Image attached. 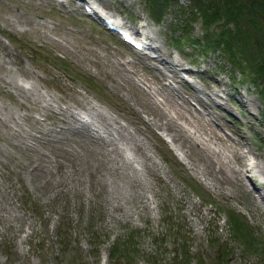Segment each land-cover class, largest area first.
Masks as SVG:
<instances>
[{
  "label": "rangeland",
  "instance_id": "obj_1",
  "mask_svg": "<svg viewBox=\"0 0 264 264\" xmlns=\"http://www.w3.org/2000/svg\"><path fill=\"white\" fill-rule=\"evenodd\" d=\"M94 1L127 25L145 24L156 49L190 67L200 98L78 0H0V264H101L102 252L104 264H218L223 245L224 264H264L227 216L241 218L264 252L257 89L225 53L198 49L201 21L182 13L187 0L159 19L147 0ZM248 1L240 24L258 38L264 13Z\"/></svg>",
  "mask_w": 264,
  "mask_h": 264
},
{
  "label": "trees",
  "instance_id": "obj_2",
  "mask_svg": "<svg viewBox=\"0 0 264 264\" xmlns=\"http://www.w3.org/2000/svg\"><path fill=\"white\" fill-rule=\"evenodd\" d=\"M171 1L175 2L180 12L181 6L177 0H147L151 15L159 19L165 13L167 7L172 4ZM187 1L188 4L181 10L182 13H186L185 15L189 16L190 21L197 19L201 21L202 35L197 39L201 45L198 42H194L198 45V49H217L225 53L229 61L238 66L237 70L240 71L242 79L250 80L253 86H255L260 95L261 102L264 105V32L263 36L256 38L254 37V32L251 35L250 31L248 33L245 30L247 28L242 27L240 24L242 16H245L246 24L249 22V18L244 15L245 11L250 8L249 1L220 0L217 2L219 4L218 6L215 5V1L212 2L209 0ZM256 3L257 7L264 13V0H256ZM230 25H233V28ZM248 30L250 29L248 28ZM255 35H257V32H255ZM186 36L189 37V34H186ZM252 38L257 40V46H255L257 49L253 47V41L255 40ZM227 216L230 223V230L235 231L237 236L243 233L245 235V243L249 242L246 245L247 247H243V249L246 251L247 248L253 245L255 246L252 249L253 252L263 256L264 252L262 248L260 246L257 247V240L254 241L253 238L249 239L247 235V228L249 226L235 214H227ZM129 241L133 242L131 238L126 241L122 240L117 242L111 251L112 257H115L121 250L120 245L126 247ZM123 251H125L124 254L126 257L131 255L126 253L128 249H124ZM228 251L227 247L223 245L219 249V253L217 252L218 254H215L217 261H219L218 264L223 263ZM144 259L150 262V264H161L158 258H155V260L154 257L146 256Z\"/></svg>",
  "mask_w": 264,
  "mask_h": 264
},
{
  "label": "bare ground",
  "instance_id": "obj_3",
  "mask_svg": "<svg viewBox=\"0 0 264 264\" xmlns=\"http://www.w3.org/2000/svg\"><path fill=\"white\" fill-rule=\"evenodd\" d=\"M63 5V4H62ZM123 18V17H122ZM144 26H145V24H143ZM152 48H153V51L156 53L155 55L153 54L152 56H154V58L155 59H157L159 62H161V63H163V65L165 66V67H167L168 68V70L170 71V75H172V76H174L175 74H177V73H179V72H177V69H176V65H177V60H171V59H166V54H167V51H166V53L165 52H163L161 49H159V48H157L156 49V47H155V45H152ZM124 56V55H123ZM127 63V62H126ZM131 63V62H130ZM130 67V66H129ZM132 67V66H131ZM124 69V68H123ZM125 70V69H124ZM123 70V71H124ZM130 70V69H129ZM159 71H160V74H161V76L164 78V79H166V77H165V75L166 76H168V72L167 71H165V70H160L159 69ZM125 72H127V71H125ZM129 72V71H128ZM162 72V73H161ZM156 75V74H155ZM147 77V76H146ZM148 79V78H147ZM140 80V79H139ZM133 81V80H132ZM141 81V80H140ZM140 81H139V83H140ZM144 81V80H143ZM152 81V80H151ZM136 82H138V81H136ZM138 83H136V85H137ZM150 84V83H149ZM173 84V83H172ZM170 82H168L167 83V85L170 87V89H171V91H173V93H175V92H177L178 90H176V88L172 85ZM144 85H145V83H144ZM139 87V86H138ZM147 87V86H146ZM136 88V87H135ZM163 88V87H162ZM154 89V88H153ZM193 89H194V92H196L197 93V97H199L200 98V95H199V93H200V88H198V86H196V85H194L193 84ZM156 90V89H155ZM143 93V92H142ZM169 93H170V91H169ZM178 93V92H177ZM171 94V93H170ZM148 95V94H147ZM156 95V94H155ZM164 95V94H163ZM177 95V94H176ZM151 96V95H150ZM161 96V95H160ZM164 96H166V95H164ZM51 97V96H50ZM155 97V96H154ZM202 97V96H201ZM144 98V97H143ZM143 98L141 99V100H143ZM163 98V97H162ZM176 98H177V96H176ZM52 99V98H51ZM171 99V98H170ZM167 100V99H166ZM182 100V99H181ZM185 99H183V101H184ZM217 100H221V99H219V98H217ZM58 101V100H57ZM152 101V100H151ZM155 101V100H154ZM223 101V100H222ZM222 101H220V102H222ZM52 102V101H51ZM149 102V101H148ZM163 102V101H162ZM175 102V101H174ZM164 103V102H163ZM223 103V102H222ZM58 104V103H57ZM88 104V103H87ZM155 104V103H154ZM205 104V103H204ZM225 104V103H224ZM51 105V104H50ZM163 105V104H162ZM151 106H152V104H151ZM61 108V107H60ZM69 108V107H68ZM68 108H67V110H68ZM87 108V107H86ZM152 108V107H151ZM155 108V107H154ZM158 108V107H157ZM162 108V107H161ZM208 108H209V106H208ZM73 109V108H72ZM153 109V108H152ZM165 109V108H164ZM180 109V108H179ZM58 110V109H57ZM70 110V109H69ZM150 110V109H149ZM64 111V110H63ZM86 111V110H85ZM98 111V110H97ZM152 111V110H151ZM166 111V110H165ZM168 111H169V109H168ZM188 111V110H187ZM91 113H92V111H90ZM89 112V113H90ZM94 112H95V110H94ZM149 112V111H148ZM152 112H154V110L152 111ZM162 112V111H161ZM189 112V111H188ZM69 113V112H68ZM95 113H98V112H95ZM160 113V112H159ZM179 114L181 113V112H178ZM177 113V114H178ZM209 113V112H208ZM62 114V113H61ZM67 114V113H66ZM69 114H71V113H69ZM68 114V115H69ZM77 114V113H76ZM102 114V113H101ZM165 114V113H164ZM170 114V113H169ZM194 114V113H193ZM163 115V114H162ZM166 115V114H165ZM212 115V114H211ZM77 116V115H76ZM182 116V115H181ZM58 117V116H57ZM60 117V116H59ZM98 117H99V115H98ZM107 117V116H106ZM165 117V116H164ZM171 117H172V115H171ZM168 118V117H167ZM173 118V117H172ZM213 118V117H212ZM57 119V118H56ZM59 119V118H58ZM106 119V118H105ZM35 120V119H34ZM37 120V119H36ZM59 120H61V119H59ZM63 120V119H62ZM65 120V119H64ZM67 120V119H66ZM71 120V119H70ZM169 120V119H168ZM101 121V120H100ZM175 121V120H174ZM39 122V121H38ZM84 122V121H83ZM104 122H105V120H104ZM88 123H90V122H88ZM93 123V122H92ZM92 123H91V125H92ZM106 123V122H105ZM147 123V122H146ZM173 123V122H172ZM56 124V123H55ZM69 124V123H68ZM67 124V125H68ZM81 124V123H80ZM101 124V123H100ZM73 125H75V124H73ZM87 124H85V126H86ZM60 126V125H59ZM84 126V125H83ZM84 126V128H86ZM110 126V125H109ZM108 126V127H109ZM163 126V125H162ZM67 127V126H66ZM75 127V126H74ZM100 127V126H99ZM98 127V128H99ZM169 127H170V125H169ZM73 128V127H72ZM88 128V127H87ZM96 128V127H95ZM165 128V127H164ZM168 128V127H167ZM78 129V128H77ZM91 129V128H90ZM106 129V128H105ZM58 130V129H57ZM64 130V129H63ZM70 130V129H69ZM76 130V129H75ZM93 130V129H92ZM107 130V129H106ZM111 130V129H110ZM109 130V131H110ZM171 130V129H170ZM214 130V129H213ZM55 131V130H54ZM83 131V130H82ZM101 131V130H100ZM84 132V131H83ZM86 132V131H85ZM92 132V131H91ZM108 132V131H107ZM89 135H91L90 133H88ZM86 136H87V134H86ZM98 137V136H97ZM193 137V136H192ZM220 137V136H219ZM95 138V137H94ZM103 138V137H102ZM205 138V137H204ZM208 138V137H207ZM216 138V137H215ZM108 139V138H107ZM192 139V138H191ZM97 140V139H96ZM99 140V139H98ZM109 140V139H108ZM203 140V139H202ZM201 140V141H202ZM101 141H103V140H101ZM190 141V140H189ZM192 141H193V139H192ZM100 142V141H99ZM111 142V141H110ZM135 142H136V140H135ZM204 142V141H203ZM202 142V143H203ZM131 144V143H130ZM102 145V144H101ZM104 145V144H103ZM204 145H207V144H204ZM246 145V144H245ZM108 146V145H107ZM134 146V145H133ZM136 146V145H135ZM140 146H141V144H140ZM202 146V145H201ZM139 147V146H138ZM247 147V146H246ZM106 148V147H105ZM111 148V147H110ZM115 150H116V148H115ZM140 150V149H139ZM245 150V149H244ZM120 151V150H119ZM118 152V151H117ZM116 152V153H117ZM121 152V151H120ZM119 152V153H120ZM250 152V151H249ZM111 155H113V154H111ZM119 155V154H118ZM121 155V154H120ZM120 158V157H119ZM123 158V157H122ZM122 158H120V159H122ZM252 159H253V156H252V154H250L248 157H247V160H248V162L249 163H251L252 162ZM126 160V159H125ZM117 161V160H116ZM119 161V160H118ZM127 162H129V164H130V160L129 161H127ZM125 163V162H124ZM132 163V162H131ZM125 164H127V163H125ZM133 164V163H132ZM131 164V165H132ZM115 165V164H114ZM114 165H112V166H114ZM125 167V166H124ZM117 168V167H116ZM119 170H121V169H119ZM245 170H248L247 169V167L245 168ZM115 173V172H114ZM133 173V172H132ZM124 174V173H123ZM121 175H122V173H121ZM125 175V174H124ZM129 176V175H128ZM128 176H126V177H128ZM133 176H134V174H133ZM123 177V176H122ZM121 177V178H122ZM131 177H132V175H131ZM119 178V177H118ZM126 179V178H125ZM132 179V178H131ZM122 181H123V179H122ZM126 183V182H125ZM125 186V185H124ZM123 186V187H124ZM123 190V189H122ZM118 193V192H117ZM262 193V192H261ZM119 194V193H118ZM262 199V198H261ZM141 200V199H140Z\"/></svg>",
  "mask_w": 264,
  "mask_h": 264
}]
</instances>
